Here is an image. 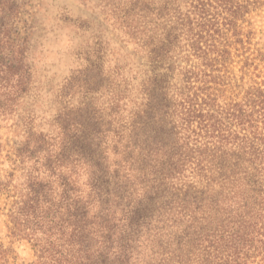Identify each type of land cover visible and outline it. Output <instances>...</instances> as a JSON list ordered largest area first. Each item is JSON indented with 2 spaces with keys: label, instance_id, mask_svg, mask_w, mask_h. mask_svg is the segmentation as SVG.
Wrapping results in <instances>:
<instances>
[{
  "label": "rangeland",
  "instance_id": "rangeland-1",
  "mask_svg": "<svg viewBox=\"0 0 264 264\" xmlns=\"http://www.w3.org/2000/svg\"><path fill=\"white\" fill-rule=\"evenodd\" d=\"M209 3L207 19L211 21L202 24L191 13L190 0H30L18 24L27 36L29 90L15 111L0 116L1 180L21 189L27 173L36 167L35 157L45 154L42 150L14 168L8 154L27 141L31 130V148L36 140L45 139V148L60 159V178L53 183L58 198L64 177L69 183V203L76 192L81 193L91 201V213L98 212L103 204L93 190L94 177L103 172L111 189L117 187V180L123 186L121 204L118 197L110 198L109 205L113 210L117 206L118 216L125 204L137 203L145 184L139 170L126 161L123 144L134 113L145 108L155 83L161 102L159 155L172 154L176 142L185 146L187 130L174 102L179 99L178 88L187 90L190 35L210 29L212 45L224 49L218 72L224 92L221 99L234 98L240 88L264 82V0ZM40 178L48 181L42 171ZM176 187L163 192L166 195L157 208L163 220L157 222V239L152 237V244L159 254L162 242L169 240L176 248L179 237L187 253L191 222L186 201L179 200L187 187ZM12 194H0V244L8 250L9 264H30L36 259L31 242L9 231Z\"/></svg>",
  "mask_w": 264,
  "mask_h": 264
},
{
  "label": "trees",
  "instance_id": "trees-1",
  "mask_svg": "<svg viewBox=\"0 0 264 264\" xmlns=\"http://www.w3.org/2000/svg\"><path fill=\"white\" fill-rule=\"evenodd\" d=\"M29 1L0 0L3 117L15 111L29 90L27 36L18 26ZM209 1L190 0L191 13L199 16V23L211 21L207 19ZM211 42L210 29L193 33L188 40L191 63L187 66V90L178 88L179 99L174 102L187 130L185 146L176 142L172 154L159 155L157 113L161 102L155 83L147 93L145 108L134 113L123 153L139 170L145 185L137 203L125 204L120 216L117 206L113 210L109 204L114 196L119 204L123 202V186L117 180V187L111 189L103 172L94 177L93 190L103 204L98 212L91 213V201L76 191V198L69 203V183L64 177L58 198L53 183L60 178V159L45 148V139L36 140L31 148L33 131H28L25 143L8 154L16 169L27 158L42 150L45 153L35 157L36 167L27 173L21 189L10 188L8 181L0 178V194L13 192L7 213L10 234L31 242L36 259L30 264H264V82L240 88V95L234 98L221 99L224 92L218 72L224 49ZM41 171L48 181L41 180ZM176 185L187 187L179 198L186 201L191 222L187 253L179 237L176 248L169 240L162 242L163 252L159 254L152 244V237L157 239V222L163 220L157 208L166 195L163 192ZM0 264H9L3 244Z\"/></svg>",
  "mask_w": 264,
  "mask_h": 264
}]
</instances>
